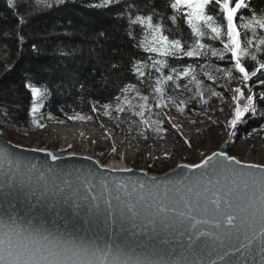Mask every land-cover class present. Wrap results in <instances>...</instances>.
Here are the masks:
<instances>
[{"label": "snow or ice", "instance_id": "snow-or-ice-1", "mask_svg": "<svg viewBox=\"0 0 264 264\" xmlns=\"http://www.w3.org/2000/svg\"><path fill=\"white\" fill-rule=\"evenodd\" d=\"M65 2L35 0L36 5L44 9ZM7 3L14 6L15 0H7ZM116 3L119 0H99V3L90 6L103 8ZM211 6L218 7L221 22L208 14L207 9ZM165 7L171 10L167 17L158 13L154 7L148 15L128 17V36L135 38L131 31L133 25L142 26L143 36L135 46L150 54L147 60H135L132 71L138 78L151 76V72L145 71L146 68L160 73L152 85L156 94L155 108L168 107V102H171L179 112H184L188 101L181 99L177 103L174 97H167L168 102L165 101V86L168 82H173L176 88L182 87L193 93L189 100L194 97L203 100L205 95L204 83L198 78L193 64H188L182 70L170 68L168 58L177 61L182 57L202 59L205 63L199 64V70L208 80H213L212 72L207 70L208 61L213 57L225 60L229 58L226 54H230L234 70L240 74L246 86L250 77H257V73L264 70V62L257 58L258 53H264V7L258 13L250 0H167ZM241 10H247L250 15L241 14ZM181 21L190 29L191 42L184 38L180 30ZM19 22L24 24V18L21 17ZM169 22L175 26V30L181 31L179 37L170 38L166 34L174 31L168 27ZM204 37L211 42L218 41L222 47L202 42ZM19 39L23 43L22 35ZM244 57H250L258 67L251 72L246 70L242 63ZM165 69H169V74H164ZM215 71L233 77V69L217 67ZM181 77L188 83H177ZM259 83L264 86V80H259ZM190 85H194V88ZM25 87L31 93V123L43 128L36 114L44 106L43 100L48 89L31 82L26 83ZM130 91L136 92L141 103H131L126 95ZM209 91L212 96L220 95L211 88ZM233 91L235 94L231 99L234 106L226 124L228 137H235L237 126L247 123L246 113L252 117L257 114L254 94L247 95L242 105L241 99L245 97V92L241 87ZM120 92L125 95L122 100L120 96L116 97L117 112L125 111V104L130 109L138 108L134 114L146 127L155 123L158 133L165 131L161 127L163 120L153 122L145 118L146 111L150 113L152 109L148 95H142L132 84L125 85ZM260 97L264 99V92H261ZM102 107L104 115H109L110 105L104 104ZM68 119L91 117L77 113ZM171 127L180 130L175 123H171ZM183 143L191 147L187 138H184ZM112 151L115 152L116 148L113 147ZM214 158L219 159L213 163ZM52 159L57 160L58 157L52 155ZM3 160L11 165L12 157L6 148L0 149V161ZM209 165L211 174L206 171L189 178L181 173L182 180L179 183L189 180V195L182 197L183 210L156 200L153 190L159 182L155 177L148 181H125L115 177L108 180L100 177V194L95 192L96 184L88 182L85 184L87 194L81 196L75 190L62 196L65 187L71 188L68 182L58 189L53 186L50 190L45 180L42 188H38L32 184L31 177H24L17 165L14 171L0 179V197L4 201L9 196L19 197L28 203L29 212L35 214L50 212L59 207L69 218L83 219L85 223L94 224L110 235L102 241L99 234L88 238L67 228L52 230L43 225L35 226L32 223L33 217L25 222L16 216L15 210L9 212L5 209L0 211V264H264V164L242 163L236 156L219 151L205 157L200 164L178 167L199 169ZM35 167L32 165L28 172L31 173ZM49 171L52 169L49 168ZM40 179H44L42 172ZM129 184L134 192L140 189L134 202H131V194L128 193ZM32 199L36 201L35 204L30 203ZM146 200L152 203H146Z\"/></svg>", "mask_w": 264, "mask_h": 264}, {"label": "trees", "instance_id": "trees-1", "mask_svg": "<svg viewBox=\"0 0 264 264\" xmlns=\"http://www.w3.org/2000/svg\"><path fill=\"white\" fill-rule=\"evenodd\" d=\"M250 2L258 13L261 7H264V0ZM96 3H99V0H66L63 5L44 9L36 5L35 0H15L14 6H9L7 0H0V128L21 134L36 129L31 123V93L25 87L26 83L31 82L35 86L48 89L43 100V111L48 119L71 123L75 120L68 117L77 113L93 118L95 105L102 107L109 104L107 117L116 124L132 132H143L147 138L163 136V132L156 131L155 123L146 127L140 118L135 116L138 108L130 109L125 104V111L117 112L116 97L120 96L122 100L125 94H122L120 89L127 84L135 85L142 95L149 96L148 103L152 105L151 112L146 111L145 118L153 122L164 121L162 108L154 107L156 94L152 87L160 73L146 68L145 71L151 72V76L138 78L132 71L135 60L144 61L150 55L135 46L143 36L142 26L131 27L135 38L127 33L130 15L133 18L137 14L148 15L153 7L165 17L170 15L171 10L165 7L167 0H119V3L103 8L90 6ZM207 11L217 17L218 22L222 21L218 7L211 6ZM241 14L250 15L247 10H241ZM21 17L25 20L22 25L19 22ZM168 27L174 29L173 32L166 33L170 38L181 35V31L175 30V26L170 22ZM179 27L184 38L191 42V32L187 25L181 21ZM21 35L24 37L23 43L19 39ZM202 42L222 47L218 41L211 42L207 37L202 38ZM226 56L229 58L218 60L213 57L208 61L207 70L212 72L213 80H208L199 70V64L205 63L202 59L182 57L178 61L175 58L168 60L170 68L181 70L188 64H193L197 69L198 78L204 83V92L207 95L208 88L214 89L213 82L224 75L223 72L215 71L217 67L233 69V77L228 80H242L240 74L234 70L230 54ZM257 58L264 62V53H258ZM242 63L250 72L258 67L250 57L242 58ZM164 74H169V69H165ZM259 80H264V70L258 72L257 77H250L247 84L250 87L261 85ZM177 83L188 81L181 77ZM190 87L194 88V85ZM261 89L264 90V86ZM126 95L133 105L141 103L135 91ZM190 96H193V93L183 90L182 87L176 88L173 82H168L165 86V101L168 102L167 97H174L177 103L181 99L188 101L184 112L180 113L198 120L197 114L201 110L204 97L203 100L198 97L189 100ZM170 104L172 103L168 102V105ZM259 105L264 110V100L260 101ZM39 116L40 112L36 119L41 120ZM188 159L197 161L199 156L192 155ZM157 164L155 162L154 166ZM149 169L150 172L154 171L153 166Z\"/></svg>", "mask_w": 264, "mask_h": 264}, {"label": "rangeland", "instance_id": "rangeland-1", "mask_svg": "<svg viewBox=\"0 0 264 264\" xmlns=\"http://www.w3.org/2000/svg\"><path fill=\"white\" fill-rule=\"evenodd\" d=\"M229 77L221 75L214 82V91L220 93L219 96H212L209 90L206 91L201 110L197 114L198 120L182 115L174 105L162 108L164 115L163 136L160 138H147L143 132H132L126 127L116 124L112 119L104 115L103 107L95 105L94 117L91 119H77L71 123H63L45 117L43 107L40 109V123L43 128L36 127L32 132L21 134L18 132H8L0 128V134L5 138L20 145L54 149L58 152L71 151L80 154L90 155L97 158L101 163H121L127 167L149 169L153 166V173H161L174 167L178 162L190 161L189 156H199L200 160L206 154L215 150H222L234 155L240 160H245L247 155L251 158L262 156L264 164V145L256 147L255 153L247 146L254 140H264V110L260 107V94L264 92L261 85L247 86L242 80H228ZM241 87L245 92V97L241 99V104L246 102V96L254 94V103L257 114L252 117L246 113L247 123L237 126L236 136H227V120L231 118L233 109L232 96L233 89ZM251 88V92H249ZM209 89V88H208ZM36 115H39L36 114ZM179 125V131L171 127V123ZM184 124L191 130L186 132ZM80 125L86 132L79 134L63 135L53 133L56 129L68 128L69 126ZM96 134L92 136V133ZM187 138L191 147L183 143ZM164 141L172 145L171 148L163 147L154 150V143ZM113 147L116 151L113 152ZM167 153V156L165 154ZM197 160V161H198ZM155 162L158 164L154 166ZM150 170V169H149ZM160 171V172H159Z\"/></svg>", "mask_w": 264, "mask_h": 264}, {"label": "water", "instance_id": "water-1", "mask_svg": "<svg viewBox=\"0 0 264 264\" xmlns=\"http://www.w3.org/2000/svg\"><path fill=\"white\" fill-rule=\"evenodd\" d=\"M3 148H6L11 154L12 162L10 165L7 160L0 161V179H3L6 173L10 174V171H14L18 165L24 177L26 179L31 177L32 184L38 188H42L45 180L50 190L53 189V186H56L58 189L59 186H63L65 182H68L71 188L65 187V191L61 194L62 196H67L71 191L75 190H78V195L83 196L87 194L85 184L88 182L96 184L95 192L96 194H100V177L108 180L115 177L125 181H148L155 177L159 182L158 187L153 190V195L156 200L162 201L166 205L175 207L178 210H183L182 197H187L189 195L187 192L189 180L185 179L183 183H179V181L182 180L181 173L183 176L189 178L199 176L206 171L211 174L210 165L206 167L202 166L199 169L189 167L180 168L178 166L200 164L205 157L211 156L213 152L222 151L215 150L206 154L196 162L181 161L168 170L161 173H153L147 169L134 167L112 168L104 165L97 158L86 154L71 151L58 152L54 149L20 145L0 134V149ZM38 149H45L46 151H40ZM52 155L57 156L58 159L53 160ZM228 155L230 154L228 153ZM217 159L219 158H214L213 163H215ZM237 159L240 160L239 158ZM240 161L242 163H252L243 160ZM32 165L36 167L29 173L28 169ZM49 168H51L52 171H49ZM123 169H130V171H123ZM41 172L44 173L43 180L40 179ZM165 192H167V195H165ZM128 193L131 194V202H134L140 194V189L137 188L134 192L131 184H129ZM121 195L123 196V193ZM145 196L147 197V193H145ZM209 196H211V193H209ZM30 203L35 204L36 201L32 199ZM146 203H152V201L146 200ZM5 209L9 212L15 210L16 216L22 218L25 222H27L30 217H33L32 223L35 226L43 225L52 230H64L67 228L88 238H92L94 234H99L102 241L110 235V233L105 234L102 228L98 229L94 224L85 223L83 219L77 220L69 218L59 207L43 214L30 213L28 203L19 197L9 196L7 201H4L3 197H0V211ZM218 264H222V262H218Z\"/></svg>", "mask_w": 264, "mask_h": 264}, {"label": "bare ground", "instance_id": "bare-ground-1", "mask_svg": "<svg viewBox=\"0 0 264 264\" xmlns=\"http://www.w3.org/2000/svg\"><path fill=\"white\" fill-rule=\"evenodd\" d=\"M186 130V132L190 133L191 130H189V128L184 124V127ZM86 132L84 129H82V127L80 125H76V126H69L68 128H62V129H56L54 130L53 133H61L63 135H70V134H76V133H79V134H82ZM92 133V136H95L96 134H94L93 132ZM87 134V132L85 134H83L84 136ZM264 145V140H254L252 142H249L247 144V146L251 149V153H255V150H256V147L259 146V145ZM163 147H168V148H171L172 145L168 142H157V143H154L152 145V148L154 150H160L162 149ZM243 161H246V162H252V163H256V164H262V156H256L254 158H251L250 155H247V157L245 158V160ZM104 165H107L109 167H112V168H128L125 164H121V163H116V164H112V163H106Z\"/></svg>", "mask_w": 264, "mask_h": 264}]
</instances>
